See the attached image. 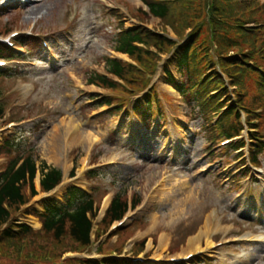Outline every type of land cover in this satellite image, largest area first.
Here are the masks:
<instances>
[{"label":"rangeland","instance_id":"374dc122","mask_svg":"<svg viewBox=\"0 0 264 264\" xmlns=\"http://www.w3.org/2000/svg\"><path fill=\"white\" fill-rule=\"evenodd\" d=\"M211 1L214 23L210 27L202 23L206 21L207 0L194 2L189 9L182 7L186 0L179 1L170 7L164 20L148 13L141 0H33L30 6H19V0H0V39L19 31L24 34L21 43L33 48L34 41L40 43L42 39L34 40L26 34L38 23L36 34H49L41 35L50 40L60 57L59 63L52 64L45 52L37 56L33 52L28 57L37 59V63L25 69L28 81L0 79V99L7 114L0 121V139L3 131L22 129L21 135L27 136L29 147L36 149L40 159L66 175L76 161L78 176L74 183L95 192L102 209L88 249L76 245L69 235L56 241L40 231L41 224L34 214L28 217L25 210L13 209V222L29 224L32 233L9 241L1 232L0 264H69L77 258L99 254L169 261L200 253L192 264H264V246L235 242L255 232L248 217L264 193V0ZM225 2L228 9L223 8ZM34 7L37 14L30 15ZM218 11L219 16L215 17ZM197 24L201 29L195 38L197 45H202L201 55H214L210 56L213 63L204 72L212 70L207 77L217 73L225 87L200 108L181 100L156 79L160 108L165 115L164 126L159 129L161 136L154 132L156 129L144 132L141 122L128 118V108L122 114L116 112L133 94L118 89L104 91L88 84L91 74H104L105 58L128 61L114 52L120 29H139L146 43L158 49V37L182 43ZM67 30L72 31V37ZM158 52L162 62L168 63L173 55L169 44L163 53ZM206 62L205 57L201 64ZM158 75L164 77L163 70ZM96 97L98 100L92 101ZM132 99L133 106L137 100ZM106 101L111 108L100 106ZM228 105L229 109L221 113ZM230 107L233 115L224 117ZM241 107L249 114H241ZM249 123L254 125L248 126ZM229 125L232 134H241L243 139L222 146L223 133ZM250 127L257 132L249 133ZM242 141L246 147L239 154L234 149ZM178 151L182 152L176 156ZM254 157L258 161L252 167ZM132 158L138 159L137 163L132 164ZM4 159L7 160L0 158V169L6 164ZM86 159L89 165L84 170ZM91 168L102 171L95 181L88 175ZM82 171L85 172L80 177ZM172 173L176 178L166 183L169 187L165 195H153L143 215L113 233L112 228L118 224L102 223L105 195L121 194L129 203L144 202L151 187ZM255 182L252 193L242 196ZM69 185L65 181L56 196L61 197ZM26 194L28 205H36L42 198H30L28 188ZM212 208L220 212L221 231L216 233L212 245L205 244V239L200 250L193 253L187 240L199 233ZM185 210L184 217L181 211ZM132 212L133 209L129 211ZM12 229L13 226L8 228ZM259 233L264 234V226ZM163 236L166 243L161 250ZM143 240L147 242L144 247ZM239 254L245 259H239Z\"/></svg>","mask_w":264,"mask_h":264},{"label":"trees","instance_id":"16d2710c","mask_svg":"<svg viewBox=\"0 0 264 264\" xmlns=\"http://www.w3.org/2000/svg\"><path fill=\"white\" fill-rule=\"evenodd\" d=\"M151 12L155 16L167 18L169 8L157 4H150ZM141 37L137 34H123L118 37V50L129 53L131 56L141 57L142 52L133 46L134 43L141 42ZM3 51L0 49V56ZM3 57V56H2ZM179 66L185 69V76L188 74V59L186 53L181 57ZM111 71L123 77L124 68L115 62L109 63ZM92 82L98 80L96 77L91 78ZM103 84H106L104 79H99ZM172 84H174L172 82ZM109 86H113L111 83ZM175 85V84H174ZM176 88L188 99L194 102L201 103L200 96L196 88L195 80L190 83H182L181 87L175 85ZM114 87V86H113ZM194 90V91H193ZM3 108L0 106V116ZM26 140L21 138L11 139L6 142L5 146L0 149V156L3 154L13 155V152H18L13 161L9 163L6 171L0 175V230L10 220V213L8 207L17 208L23 205L26 201L25 188L29 186L33 195L36 194L34 180L36 172L41 171L43 175L42 186L43 189L49 191L53 189L61 179V172L52 169L45 161H40L35 149L25 150ZM38 162L39 165H38ZM126 209V203L117 197L113 202L112 207L108 213L110 221L119 220ZM93 212V204L78 190H70L67 196V205L64 207L49 206L47 213L43 216L44 232L47 235L54 237L56 241H61L66 235L75 241L78 245L86 247L90 244V232L92 224L88 219V213ZM19 238L10 232L4 235L8 240H18L30 234V229L22 227Z\"/></svg>","mask_w":264,"mask_h":264},{"label":"bare ground","instance_id":"6f19581e","mask_svg":"<svg viewBox=\"0 0 264 264\" xmlns=\"http://www.w3.org/2000/svg\"><path fill=\"white\" fill-rule=\"evenodd\" d=\"M36 12H37V8L34 7L33 10L30 12V15H36L37 14ZM69 129H70V125L68 126V130ZM186 210H188V208H186ZM186 210L181 211L182 216L186 215V213H187ZM212 219H213V215L211 216V214H210V215L206 216L205 222H204L203 226L200 228L199 233L196 236H194L188 240V249H192V250H190L191 252L198 251L200 249V244L201 243L203 244L204 239H206V237L209 236V234H210L209 232L211 230V227L213 226ZM214 225L217 226V218L215 219ZM161 242H165V240H161ZM162 246H164V245H161V247Z\"/></svg>","mask_w":264,"mask_h":264}]
</instances>
